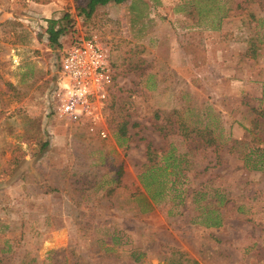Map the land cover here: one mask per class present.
I'll return each mask as SVG.
<instances>
[{
    "label": "rangeland",
    "instance_id": "obj_1",
    "mask_svg": "<svg viewBox=\"0 0 264 264\" xmlns=\"http://www.w3.org/2000/svg\"><path fill=\"white\" fill-rule=\"evenodd\" d=\"M83 1L0 0V264H264V0ZM77 37L111 71L92 130L48 112Z\"/></svg>",
    "mask_w": 264,
    "mask_h": 264
},
{
    "label": "built area",
    "instance_id": "obj_2",
    "mask_svg": "<svg viewBox=\"0 0 264 264\" xmlns=\"http://www.w3.org/2000/svg\"><path fill=\"white\" fill-rule=\"evenodd\" d=\"M56 74L47 95L48 112L65 124L85 121L92 130L100 116L97 99L104 95L111 79L106 49L94 38L77 37L68 47H61ZM99 134L105 136L102 129Z\"/></svg>",
    "mask_w": 264,
    "mask_h": 264
},
{
    "label": "trees",
    "instance_id": "obj_3",
    "mask_svg": "<svg viewBox=\"0 0 264 264\" xmlns=\"http://www.w3.org/2000/svg\"><path fill=\"white\" fill-rule=\"evenodd\" d=\"M125 0H84L81 4H78L74 7L75 14L82 19H88L91 14L94 12V10L99 5H105L107 3H121ZM61 20H64L61 22ZM60 19H48L46 21V26L44 27V31L47 35V40L50 46L53 48H60V43L58 41V37H60L62 34H64L66 27L69 25H72V19L70 18L68 13H64L63 16ZM119 134L123 135L125 132L123 124H120L118 127ZM145 157L146 162L145 166L147 167L153 160H154V154L151 153V151L146 148L145 151Z\"/></svg>",
    "mask_w": 264,
    "mask_h": 264
}]
</instances>
